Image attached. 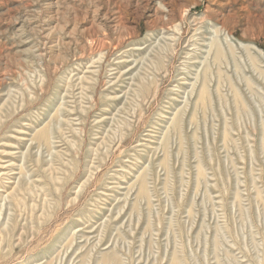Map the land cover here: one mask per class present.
Returning <instances> with one entry per match:
<instances>
[{
    "label": "rangeland",
    "instance_id": "rangeland-1",
    "mask_svg": "<svg viewBox=\"0 0 264 264\" xmlns=\"http://www.w3.org/2000/svg\"><path fill=\"white\" fill-rule=\"evenodd\" d=\"M0 264H264V0H0Z\"/></svg>",
    "mask_w": 264,
    "mask_h": 264
},
{
    "label": "bare ground",
    "instance_id": "bare-ground-1",
    "mask_svg": "<svg viewBox=\"0 0 264 264\" xmlns=\"http://www.w3.org/2000/svg\"><path fill=\"white\" fill-rule=\"evenodd\" d=\"M220 52V51H219ZM221 53V52H220Z\"/></svg>",
    "mask_w": 264,
    "mask_h": 264
}]
</instances>
